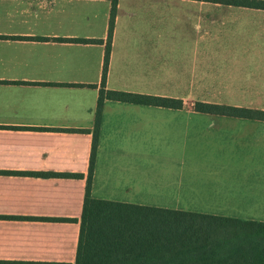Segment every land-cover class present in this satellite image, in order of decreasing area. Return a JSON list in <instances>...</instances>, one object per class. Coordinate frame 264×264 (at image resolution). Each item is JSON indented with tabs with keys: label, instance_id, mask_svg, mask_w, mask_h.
Instances as JSON below:
<instances>
[{
	"label": "crops",
	"instance_id": "1",
	"mask_svg": "<svg viewBox=\"0 0 264 264\" xmlns=\"http://www.w3.org/2000/svg\"><path fill=\"white\" fill-rule=\"evenodd\" d=\"M111 2L0 0V264L75 262L79 224L46 219L81 215ZM233 10L117 0L106 90L179 100L182 108L103 102L92 199L264 222L262 163L225 160L219 150L193 155L189 136L173 159H152L145 148L140 161L147 121L172 116L170 133L198 114L206 118L203 143L264 158V122L193 110L208 103L264 111V13ZM167 255L146 264H207L202 252Z\"/></svg>",
	"mask_w": 264,
	"mask_h": 264
},
{
	"label": "trees",
	"instance_id": "2",
	"mask_svg": "<svg viewBox=\"0 0 264 264\" xmlns=\"http://www.w3.org/2000/svg\"><path fill=\"white\" fill-rule=\"evenodd\" d=\"M191 1L264 11V0ZM111 3L81 215L79 219L46 220L79 224L74 264H146L156 258L154 256L163 253L173 254L167 257L176 260L195 252H202V261L207 264H264V222L164 211L91 198L99 125L105 100L166 109L182 108L179 100L106 90L105 77L117 0H112ZM193 110L196 113L264 122L262 110L207 103H195ZM26 175L42 178H84L82 174ZM219 251L224 253L222 257L218 256Z\"/></svg>",
	"mask_w": 264,
	"mask_h": 264
},
{
	"label": "rangeland",
	"instance_id": "3",
	"mask_svg": "<svg viewBox=\"0 0 264 264\" xmlns=\"http://www.w3.org/2000/svg\"><path fill=\"white\" fill-rule=\"evenodd\" d=\"M216 9H219V11L215 10V12L218 13L220 17L226 15V14H223V12H221V9L223 8L216 7ZM233 12L234 13H239V12L240 13H256L257 15L264 13V11H259V10L254 11L251 9L247 10L243 8L241 9L239 8V10H233ZM256 105L260 106V103H256ZM172 118L173 117L171 116L167 118H162L161 120L151 119L147 121L148 123L147 130H143L142 132H140V161L143 160L142 156H143L145 148H149L148 154L150 155V158L152 159L154 158V156H155V159L157 158V156L168 158V159H173L172 157H175L181 154L180 153L182 151L181 143L183 142V137L189 136V138L191 139L190 151H191V154L193 155H200V153L205 152V151L212 152V151L219 150V151H222L225 160H228L229 158H233L234 156L235 160L240 161L243 164H251V165H255V163L264 164L263 163L264 158H262L261 155L250 154L252 156H250L249 158L246 156L244 157L243 152L238 154L239 149L236 148L238 146H233V144H227L226 142L224 146H221V145H215L211 142L203 143V139H206V138L209 139V136L204 131V129L207 128L205 126L206 118L203 117L202 115L200 114L194 115L191 121L187 120V122H189L188 124L185 123V121H178L176 123V126L169 133L168 126H169V121L174 120ZM159 125L161 127V130H160ZM159 134H162V136L157 137V135ZM169 136H176V137L170 139ZM179 137L181 138L179 139ZM157 138H162V139L166 138V140L162 142V141L156 140ZM158 153L160 154L156 155ZM144 181H145V178L140 175V184L143 183Z\"/></svg>",
	"mask_w": 264,
	"mask_h": 264
}]
</instances>
